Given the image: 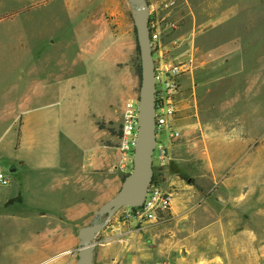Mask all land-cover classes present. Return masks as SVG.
Listing matches in <instances>:
<instances>
[{
	"label": "rangeland",
	"instance_id": "374dc122",
	"mask_svg": "<svg viewBox=\"0 0 264 264\" xmlns=\"http://www.w3.org/2000/svg\"><path fill=\"white\" fill-rule=\"evenodd\" d=\"M149 3L154 8L153 19L178 23L179 29L164 42L173 43L176 39L173 55L178 61L187 60L184 50L178 49V37L193 30L192 16H210L212 0ZM115 4L114 1L101 29L98 61H93L98 66L93 68L89 65L95 52L89 51L90 44L83 54L64 44L43 46L56 35L52 28L55 21L50 17H33L21 26L0 23V157L14 184L21 175L12 171L13 161L60 157V146L66 142L69 128L75 125L72 120L89 130L93 122L102 132L107 130L108 134L121 137L124 105L130 99H139L141 58L129 1L124 0L122 6L118 2L117 9ZM21 31L29 40L23 50L11 46L17 44ZM253 40L261 52H251L242 78L259 73L256 67L260 65L259 55H264V30L260 38ZM235 80L232 85H220L214 90L205 86L200 90L198 105L205 132L187 135L192 143L185 151L182 168L171 164L162 170L154 168L156 181L170 182L178 177L184 180L182 185H175L173 210L160 213L157 220L140 222L124 220L128 210L124 207L100 232L96 254L106 256L107 264H264L263 163L249 166L236 155L239 164L228 165L229 152L219 150L216 141L219 135L227 141L228 134L212 131L213 125L227 126L229 120L253 122L243 106L245 100L249 101V95H243L248 86L240 77ZM229 99L236 117L228 116ZM68 109L75 112V118L68 117ZM230 153L233 155L234 150ZM128 165H132L131 155ZM259 183L263 186L259 187ZM6 187L0 186V190L3 192ZM94 217L93 212L79 222L77 235Z\"/></svg>",
	"mask_w": 264,
	"mask_h": 264
},
{
	"label": "crops",
	"instance_id": "0c3cea01",
	"mask_svg": "<svg viewBox=\"0 0 264 264\" xmlns=\"http://www.w3.org/2000/svg\"><path fill=\"white\" fill-rule=\"evenodd\" d=\"M114 1L116 9L118 2L121 6L124 4V0H0V23L21 26L33 17H50L55 21L52 28L56 35L43 42V46L64 44L83 54L90 44L87 50L95 52L89 65L93 68L98 66L95 63L101 29L107 22V14L113 10ZM191 21L193 30L178 37V49H183L186 59L192 60V69L182 78L180 108L174 123L183 135L171 144L169 166L182 168L185 151L192 143L187 135L205 132L198 105L200 90L205 86H212L214 90L220 85H232L240 77L248 86L243 92L249 95V101L243 103L244 110H249L248 116L253 117V122L229 120L227 126L213 125L212 131L228 134L227 141L220 135L216 137L219 150L229 152L228 165H236L238 155L242 163H250L249 166L263 163L264 171V55L258 57V74L241 77L246 75L251 52H261L259 46L253 44V38L258 39L263 34L264 2L212 0L210 16L194 15ZM18 37L17 44L11 46L26 49L29 40L25 33L21 31ZM233 100L237 102L236 98ZM231 110L232 99H229L228 116H238ZM67 113L68 117L76 116L70 109ZM72 121L75 125H71L66 142L60 146V157L13 161L12 171L21 176L17 183L11 180L3 192L0 190V264H9L6 261L10 260L15 264H76L77 225L122 187L125 159L120 135H110L107 130L102 132L93 122L90 131ZM243 133L251 135L246 137ZM231 150H234L233 155ZM1 161L0 157V165ZM247 172L251 176V167ZM161 182L164 187L175 190V185H182L184 180L178 177ZM167 183L171 186H165ZM15 199L18 200L9 203ZM107 263L106 256L96 254L94 264Z\"/></svg>",
	"mask_w": 264,
	"mask_h": 264
},
{
	"label": "built area",
	"instance_id": "2783aa9c",
	"mask_svg": "<svg viewBox=\"0 0 264 264\" xmlns=\"http://www.w3.org/2000/svg\"><path fill=\"white\" fill-rule=\"evenodd\" d=\"M169 6V4H167ZM151 37L153 44L155 70H156V132L157 144L154 151V168L162 170L170 162V147L178 140L181 129L175 125L177 113L180 108V95L182 92V78L192 69V60L178 61L173 55L174 48L178 45L175 39L173 43L164 41L173 32L179 29L178 23L168 21L160 22L153 19V6L151 7ZM139 99H130L124 105L121 149L126 161L124 173H129L133 168V151L139 129ZM132 158L131 167H126L128 160ZM126 157V158H125ZM11 184V177L0 165V186ZM175 191L163 186L161 181L154 182L148 192L146 201L138 208L126 207L124 220H136L146 222L157 220L160 213L173 210ZM172 264V263H164Z\"/></svg>",
	"mask_w": 264,
	"mask_h": 264
},
{
	"label": "water",
	"instance_id": "95a60500",
	"mask_svg": "<svg viewBox=\"0 0 264 264\" xmlns=\"http://www.w3.org/2000/svg\"><path fill=\"white\" fill-rule=\"evenodd\" d=\"M140 51L142 76L139 93V129L133 151V168L120 190L95 210L93 220L78 231L76 264H94L97 238L117 212L124 207L138 208L146 201L153 184L156 132V70L151 37L149 0H128Z\"/></svg>",
	"mask_w": 264,
	"mask_h": 264
},
{
	"label": "trees",
	"instance_id": "16d2710c",
	"mask_svg": "<svg viewBox=\"0 0 264 264\" xmlns=\"http://www.w3.org/2000/svg\"><path fill=\"white\" fill-rule=\"evenodd\" d=\"M138 72H139V75H140V78L142 76V67H141V64L139 65V69H138ZM125 178V177H124ZM157 180V174L155 172L154 174V178H153V183L156 182ZM18 199H15V200H11L9 203H14L15 201H17Z\"/></svg>",
	"mask_w": 264,
	"mask_h": 264
}]
</instances>
